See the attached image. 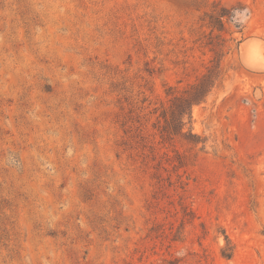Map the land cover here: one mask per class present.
Returning <instances> with one entry per match:
<instances>
[{
	"label": "rangeland",
	"instance_id": "374dc122",
	"mask_svg": "<svg viewBox=\"0 0 264 264\" xmlns=\"http://www.w3.org/2000/svg\"><path fill=\"white\" fill-rule=\"evenodd\" d=\"M0 264H264V0H0Z\"/></svg>",
	"mask_w": 264,
	"mask_h": 264
},
{
	"label": "trees",
	"instance_id": "16d2710c",
	"mask_svg": "<svg viewBox=\"0 0 264 264\" xmlns=\"http://www.w3.org/2000/svg\"><path fill=\"white\" fill-rule=\"evenodd\" d=\"M206 17L209 18L207 24L212 28V31H222L225 29L226 20H231V12L226 8L221 7L218 10L214 9V11L210 14H207ZM212 50H214L215 53V58L212 61L216 63L218 60L220 63L222 47L217 46ZM215 63L208 68V71L199 79L198 82L190 85V87L187 88L182 94L173 97L172 105L169 109L163 110L161 113L163 124H161L159 127V133L161 137L160 143L170 140L179 132V130L183 129V125H185V116L188 118V122H191L193 106L203 102L215 84L218 76L217 69L219 68V64L217 65ZM139 136L142 141L145 140V137L142 136V134H139ZM143 145L144 147L149 146L152 153L155 152L156 148L154 145H148L147 143ZM177 155L178 159L176 158L177 161H174V168L176 169L187 166L188 162L185 160V156L180 154ZM223 255L225 257H231L232 252L225 250L223 251Z\"/></svg>",
	"mask_w": 264,
	"mask_h": 264
},
{
	"label": "clouds",
	"instance_id": "9594fccd",
	"mask_svg": "<svg viewBox=\"0 0 264 264\" xmlns=\"http://www.w3.org/2000/svg\"><path fill=\"white\" fill-rule=\"evenodd\" d=\"M237 17H242V19L237 20ZM233 21L241 24L246 23L247 16L244 13L240 12L239 10H236L233 14Z\"/></svg>",
	"mask_w": 264,
	"mask_h": 264
}]
</instances>
